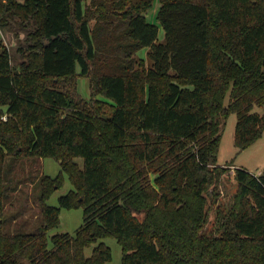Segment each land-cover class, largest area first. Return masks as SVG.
I'll use <instances>...</instances> for the list:
<instances>
[{"label": "trees", "instance_id": "16d2710c", "mask_svg": "<svg viewBox=\"0 0 264 264\" xmlns=\"http://www.w3.org/2000/svg\"><path fill=\"white\" fill-rule=\"evenodd\" d=\"M153 3L0 0V24L26 31L16 65L0 37V264H106L108 235L122 264H264V169L234 166L230 201L206 226L234 165L217 163L223 121L237 113L239 149L264 132V0H160L158 23ZM145 46L150 63L136 55ZM7 156L61 160L40 178L36 231L6 227ZM63 171L74 187L49 204ZM79 206L75 233L50 236L62 207Z\"/></svg>", "mask_w": 264, "mask_h": 264}, {"label": "rangeland", "instance_id": "374dc122", "mask_svg": "<svg viewBox=\"0 0 264 264\" xmlns=\"http://www.w3.org/2000/svg\"><path fill=\"white\" fill-rule=\"evenodd\" d=\"M160 6V0H154L153 5L146 13L149 21L157 22L156 14ZM91 15V13H90ZM91 26L96 25V17L90 19ZM103 32L100 29V33ZM0 37L4 44L10 49L13 57V63H18V46L25 42L26 31L23 27L16 25L14 27L2 26L0 24ZM159 38H164V29L159 25ZM148 46L142 47L136 51L137 57H143L150 63L148 57ZM96 68H93L95 72ZM77 91L83 98L92 96L91 82L89 75H79L77 78ZM97 97L106 99L103 93H99ZM229 97L226 96L225 104L228 103ZM254 110L264 112V106L256 105ZM237 122V113L232 112L223 121L221 128V140L219 152L217 154V163L225 165L234 163V166H242L253 173H261L264 169V132L261 137L251 143L249 146L239 149L235 144V126ZM78 162L82 164V157H76ZM229 165V164H228ZM62 170L61 160L54 156L45 157H10L5 159V173L7 184L9 185V193L5 205V220L7 228L11 231H36L40 226L41 206H40V178L43 174L57 175ZM235 173V172H234ZM232 167L227 168L222 174L219 188L220 195L217 197L215 204L211 205L210 220L207 227L215 230L216 222V206L225 205L230 201L234 191L236 181L234 179ZM64 180L61 187L57 188L47 202L49 204L58 205L59 197L74 187L66 171H63ZM211 200V198H210ZM83 207H62L60 212V223L49 231L51 236L57 232L69 231L75 233L76 229L83 222ZM112 250V257L106 264H122V246L114 235H108L102 238ZM96 244V243H95ZM86 248V254L92 252L93 246Z\"/></svg>", "mask_w": 264, "mask_h": 264}, {"label": "crops", "instance_id": "0c3cea01", "mask_svg": "<svg viewBox=\"0 0 264 264\" xmlns=\"http://www.w3.org/2000/svg\"><path fill=\"white\" fill-rule=\"evenodd\" d=\"M232 170H233V173H234V165L232 166Z\"/></svg>", "mask_w": 264, "mask_h": 264}]
</instances>
